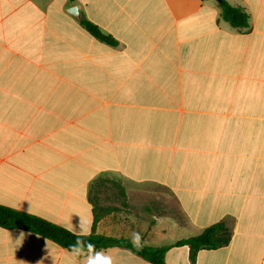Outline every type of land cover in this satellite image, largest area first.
<instances>
[{
	"label": "crops",
	"instance_id": "obj_1",
	"mask_svg": "<svg viewBox=\"0 0 264 264\" xmlns=\"http://www.w3.org/2000/svg\"><path fill=\"white\" fill-rule=\"evenodd\" d=\"M225 1L247 27L221 0H0V205L150 247L224 224L228 244L166 264H264V0ZM85 260L0 227V264Z\"/></svg>",
	"mask_w": 264,
	"mask_h": 264
},
{
	"label": "trees",
	"instance_id": "obj_2",
	"mask_svg": "<svg viewBox=\"0 0 264 264\" xmlns=\"http://www.w3.org/2000/svg\"><path fill=\"white\" fill-rule=\"evenodd\" d=\"M222 18L235 28L247 27L249 16L240 8L231 6L225 0H221ZM83 27L96 39L115 45V40L102 31L93 23L83 18L81 20ZM97 222V218L94 224ZM0 227L5 229H23L60 245L71 252L70 245L74 244L77 237L90 240L96 245L97 250H108L113 248L127 249L135 255L147 260L151 264H166L167 251L172 247L188 246L190 248V258L194 263L200 250L215 249L229 243L231 233L224 224H216L206 228L200 235L183 239L173 245L164 247H150L143 244L134 246V244L124 238H114L104 235H98L94 232L88 235H77L68 229L53 224L36 215L18 211L4 205H0Z\"/></svg>",
	"mask_w": 264,
	"mask_h": 264
},
{
	"label": "clouds",
	"instance_id": "obj_3",
	"mask_svg": "<svg viewBox=\"0 0 264 264\" xmlns=\"http://www.w3.org/2000/svg\"><path fill=\"white\" fill-rule=\"evenodd\" d=\"M85 235L89 233L85 231ZM141 237L139 233H134L132 242L134 246H140ZM74 256L85 255V264H112V259L103 250H97L96 245L90 240L77 237L74 244L69 246Z\"/></svg>",
	"mask_w": 264,
	"mask_h": 264
},
{
	"label": "water",
	"instance_id": "obj_4",
	"mask_svg": "<svg viewBox=\"0 0 264 264\" xmlns=\"http://www.w3.org/2000/svg\"><path fill=\"white\" fill-rule=\"evenodd\" d=\"M220 1V0H218ZM68 12L72 14L73 16L77 17L78 19H81L82 13H81V7L79 5H75L68 9Z\"/></svg>",
	"mask_w": 264,
	"mask_h": 264
}]
</instances>
